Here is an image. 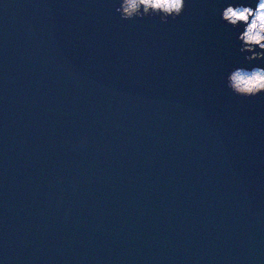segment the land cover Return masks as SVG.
<instances>
[{
	"label": "water",
	"instance_id": "obj_1",
	"mask_svg": "<svg viewBox=\"0 0 264 264\" xmlns=\"http://www.w3.org/2000/svg\"><path fill=\"white\" fill-rule=\"evenodd\" d=\"M0 0V264H264V95L228 3ZM241 28L239 31H242Z\"/></svg>",
	"mask_w": 264,
	"mask_h": 264
},
{
	"label": "clouds",
	"instance_id": "obj_2",
	"mask_svg": "<svg viewBox=\"0 0 264 264\" xmlns=\"http://www.w3.org/2000/svg\"><path fill=\"white\" fill-rule=\"evenodd\" d=\"M187 6V0H120L115 12L122 20L159 17L161 23L169 18H179ZM221 20L238 32L239 52L244 61L253 65L254 61H264V0L251 3H228L220 12ZM243 28L242 31H239ZM225 86L240 98L250 99L264 95V67H234L226 77Z\"/></svg>",
	"mask_w": 264,
	"mask_h": 264
}]
</instances>
